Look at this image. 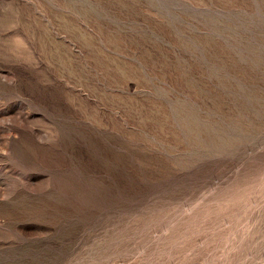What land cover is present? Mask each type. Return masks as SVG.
Segmentation results:
<instances>
[{
    "label": "rangeland",
    "instance_id": "1",
    "mask_svg": "<svg viewBox=\"0 0 264 264\" xmlns=\"http://www.w3.org/2000/svg\"><path fill=\"white\" fill-rule=\"evenodd\" d=\"M0 264H264V0H0Z\"/></svg>",
    "mask_w": 264,
    "mask_h": 264
}]
</instances>
